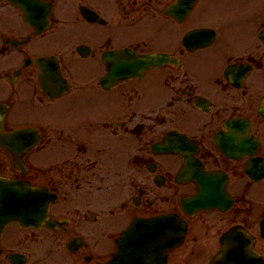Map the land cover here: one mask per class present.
Here are the masks:
<instances>
[{
  "label": "flooded vegetation",
  "instance_id": "1",
  "mask_svg": "<svg viewBox=\"0 0 264 264\" xmlns=\"http://www.w3.org/2000/svg\"><path fill=\"white\" fill-rule=\"evenodd\" d=\"M170 1L40 0V5H50L48 13L30 18H84L79 6L104 16L103 22L95 23L100 29L92 38L94 44L87 32L81 33L85 37L81 45L91 47L88 56L132 46L141 52L177 55L179 62L155 68L154 84L146 94L141 88L145 76L105 88L99 81L78 84L70 72L74 96L49 100L51 120L45 128L39 125L42 138L35 148L36 159L33 164L26 159V178L54 198L47 218L53 223L9 224L1 234L0 264H105L115 251L114 239L132 217L162 212H177L188 222L185 240L169 252L167 264H205L216 254L220 234L235 224L254 235L255 248L262 255L254 259H264V178L256 181L246 170L251 135L260 141L253 156L264 161L260 127L264 119L256 109L264 96V87L259 88L264 86V48L249 54L239 42L231 45L232 39L224 38V27L246 26L247 20L219 16L228 19L214 25L208 18L216 0H197L184 21L161 13ZM203 1L210 4L205 7L209 14L198 16ZM59 6L67 8L66 14L58 13ZM24 18L9 0H0V55L11 56L12 50L25 45L20 43ZM191 18L198 22L188 23ZM202 26L215 29L214 42L206 48H187L183 36ZM229 48L232 55L219 61L209 83L186 61L195 52L218 56ZM229 63L249 65L251 72L237 84L224 74ZM61 64L70 69L67 55L61 57ZM0 70L6 78L0 80V99L11 104L12 111L22 102V85L38 83L36 69L3 62ZM38 99L42 104L49 98L41 91ZM179 133L183 142H177ZM164 137L165 154H160L153 144ZM172 144L177 148L171 149ZM10 160L9 153L1 150V171L22 177ZM198 166L212 174L215 193L226 189L231 205L185 210L184 196L202 194L200 176L194 174Z\"/></svg>",
  "mask_w": 264,
  "mask_h": 264
},
{
  "label": "rangeland",
  "instance_id": "2",
  "mask_svg": "<svg viewBox=\"0 0 264 264\" xmlns=\"http://www.w3.org/2000/svg\"><path fill=\"white\" fill-rule=\"evenodd\" d=\"M213 7H215V10L210 13L211 19H214L219 22H224L228 18H215L217 16H226V15H232L234 18H238L241 15H248L253 16L258 14V7L257 5H249L244 4V2H239L237 0H233V4H228L227 7H222L224 4L220 1H213L212 2ZM261 18L264 20V7H260V13ZM65 19V18H62ZM197 20L196 18H194ZM239 19L248 20L250 21V26L247 29L242 26H235L232 24H229L228 26L224 27L223 29V35L224 38H229L232 40H229L231 45L239 42L241 45L245 47V50H254L256 49V45L259 44V40L256 37V33L254 31L252 32L251 23L254 21V18H241ZM100 27L96 26H89L84 28L86 32H88L89 37L93 35L94 31L96 33L99 32ZM243 30L245 32L243 33ZM95 33V34H96ZM241 36V37H239ZM80 38H85L84 35L80 34L76 31V29L73 27V25L67 24V25H61L59 27H55L50 34H47L45 36H37L34 38L33 42L31 43V47L34 50H56L58 52H63L67 55V61L70 66V69L74 71L75 75L79 78L83 77H93L94 74H96L99 71V67H101L99 60L96 59H90L88 61H81L78 60L76 57L71 56L70 50L71 45L74 44V41H77ZM232 53V49H226L225 52L221 53L220 55H213L210 53V51H200L195 52L194 54H190V57L188 60H186L191 68L194 70L199 71L203 76L207 79V83L211 82L214 70L217 69L219 61L222 60L225 56L227 57L228 54ZM101 72V71H100ZM155 70L150 72V74L141 82V88L145 91V94L147 93V88H149L151 85L154 84L153 76H154ZM202 76V77H203ZM263 85L261 84L259 88L261 90L263 89ZM26 93H31L32 87L29 88V90H25ZM51 105L47 104L43 108H41L40 111H38V115H40L36 120H43L50 117L51 112ZM19 121L21 120L22 114L19 115ZM34 117V115L32 116ZM22 121V120H21ZM49 150L47 151V157H49ZM31 159H36V154L32 153L30 156Z\"/></svg>",
  "mask_w": 264,
  "mask_h": 264
},
{
  "label": "water",
  "instance_id": "3",
  "mask_svg": "<svg viewBox=\"0 0 264 264\" xmlns=\"http://www.w3.org/2000/svg\"><path fill=\"white\" fill-rule=\"evenodd\" d=\"M152 62H153L152 56H147L145 58H140L136 62V67L140 68L141 66H144V65L148 66ZM128 73H130V72H128V70H126V71H124L121 74L122 75H124V74L127 75ZM0 122H1V119H0ZM20 141L21 140H19V134L18 133H14L13 132L12 135H8V134L3 133L2 129H0V143L2 145H5V146H7L8 148L11 149V148H15V145L18 144ZM9 191H21V188L15 186ZM9 196H12V195H9ZM28 197L31 198V196H28Z\"/></svg>",
  "mask_w": 264,
  "mask_h": 264
}]
</instances>
